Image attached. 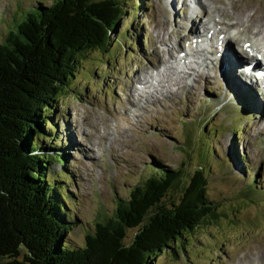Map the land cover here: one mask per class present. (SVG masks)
Listing matches in <instances>:
<instances>
[{"label":"rangeland","instance_id":"obj_1","mask_svg":"<svg viewBox=\"0 0 264 264\" xmlns=\"http://www.w3.org/2000/svg\"><path fill=\"white\" fill-rule=\"evenodd\" d=\"M201 1L212 17L230 24L223 22L227 27L239 18L246 21L250 13H264V0ZM40 2L50 5L52 0H0V39L8 32V21ZM172 6L167 0L130 1L129 11L106 52L96 51L85 57L69 94L56 109L57 116L53 117L71 173L65 181L74 196L66 201L72 219L76 220L67 239L74 245H84L93 223L111 217L117 197H127L129 190L148 176L151 165L184 167L183 180L170 193L171 199L176 200L202 165L208 145L207 192L216 202L217 217L184 238V248H178L177 254L168 250L152 264L260 261L264 259V122L257 124L263 111L261 104L253 99L258 105L252 102V108L259 117L250 111L243 97L225 100L222 89L228 92V85L223 82L221 67L215 69V80H210L213 71L206 73L207 80H198L192 73L187 82L194 84L196 80V86H175L178 96H172L173 91L166 97L160 94L157 82L163 80L166 88L171 89L173 83L181 80L186 63L183 52L177 53L173 48L180 44L186 51L190 49L186 42L190 36L188 23L183 19L190 10ZM243 28L244 35L264 37L254 29ZM237 32L231 30L230 36ZM171 55L177 58L176 62L170 59ZM209 57L213 54L209 53ZM163 62L172 65L164 77L156 73L165 69ZM204 69L200 67V71ZM138 78L152 83L147 91L156 97L151 98L154 102L148 107H130L129 102H135L131 87L139 93L145 90L136 81ZM208 138L211 140L206 143ZM60 170L59 163L50 167L52 173ZM256 186L259 188L253 190ZM135 232L129 230L126 244L131 243Z\"/></svg>","mask_w":264,"mask_h":264},{"label":"trees","instance_id":"obj_2","mask_svg":"<svg viewBox=\"0 0 264 264\" xmlns=\"http://www.w3.org/2000/svg\"><path fill=\"white\" fill-rule=\"evenodd\" d=\"M130 1L52 0L8 21L0 39V264H152L168 250L177 254L184 238L217 217L206 144L179 198L170 193L184 167L151 165L127 197H117L113 215L93 223L84 245L67 239L76 220L66 201L74 196L53 116L85 57L106 52ZM58 163L62 170L50 172ZM129 230L136 232L126 244Z\"/></svg>","mask_w":264,"mask_h":264},{"label":"bare ground","instance_id":"obj_3","mask_svg":"<svg viewBox=\"0 0 264 264\" xmlns=\"http://www.w3.org/2000/svg\"><path fill=\"white\" fill-rule=\"evenodd\" d=\"M167 3L172 8H174L172 6L173 4L174 6H176L175 9L177 7H181V9L184 8L186 10L188 8L190 9V4H195L201 9V13L200 15H196V17H194L193 14L195 13L189 11L187 13L188 15H185V17L183 18L188 23L190 36L186 38V42L190 44V49L189 51H186L180 44L178 47L173 48V51H176L177 53L183 52L184 54V60L186 63H184V69L181 70V80L177 83H173V87L171 89H167L166 83L163 80H159L157 83L161 88L160 94L163 97H166L167 94H170V92L173 91L172 96H176L179 92L178 89L185 86L189 87L191 84H193L191 82L188 83L189 81L187 82V80L192 78V73H195V75H197L198 80L203 78L207 80L209 77L206 75V73L213 71L212 75H210V80H215L217 76H214L213 74L216 72L218 67H221L223 82L228 85V92L225 91V88L222 89L223 95L225 96V98H223L226 100V97H228L227 99H230L231 97L242 99L243 97V99L248 102L247 106L249 107L250 111L252 110V112H255L256 115L258 114L252 108V102H254L253 99L255 101L259 100L261 104L260 109H262L263 111L261 117L260 115H258L260 119L257 120V124H260V122H264V91L259 84V79H262L264 81V76L260 75V73L264 74V66H262L260 61L264 60V49L262 48V40H264V37L258 38L252 37L248 34L244 35L245 33L243 31V27H245L248 31H251L252 29L256 30L257 35H264V13L261 14L260 11L255 12L252 15H250V13L246 21L242 18L237 17L238 15L235 13V16L239 18V20L237 19L236 22L232 24V27H227L225 24L228 23H226L224 19L211 16L207 6L201 0H167ZM217 12L222 13L221 10H217ZM208 13L210 14V17L208 16ZM200 28L203 30V32L200 30ZM236 29L238 30L237 34H235L234 36H230V31ZM201 38H204L208 45H211V50L207 51L206 49H200L195 46V40L201 41ZM219 43L220 49H218ZM209 53H212L213 57H209ZM170 59L174 62L177 61V58L174 55H171ZM168 63L169 62H163L162 66H164L165 69L163 70V72L157 70L156 73L161 74V76L164 77L165 73L172 69V65H168ZM202 66H204L205 68L203 72L200 71V67ZM238 79L241 80V83ZM247 80L251 83V85H249L248 87L244 86L245 84L243 83ZM136 81L139 82L143 86V88H145V90L143 91L144 93H139L137 89L131 87V90H133L132 96L135 102L129 100V103H131L130 107L137 106V104H139L137 107L141 105V108H144L145 105H147V107L152 105L154 101H152L151 98H155L156 95L153 92L150 93L149 91H147V88L152 87V83L148 80L142 79ZM193 82L194 87L196 86V80H194ZM175 86H177L178 89L177 87L175 89ZM185 91L189 93L192 92V90L190 89H187ZM149 100H151V102ZM254 103L258 105L256 102ZM145 110L147 109L145 108ZM241 264H264V259H261L260 261H258L257 259L250 260L249 262L243 261Z\"/></svg>","mask_w":264,"mask_h":264}]
</instances>
